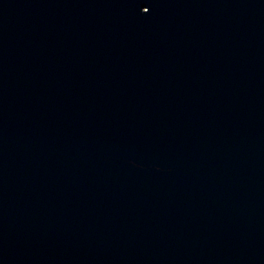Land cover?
<instances>
[{"label":"water","instance_id":"1","mask_svg":"<svg viewBox=\"0 0 264 264\" xmlns=\"http://www.w3.org/2000/svg\"><path fill=\"white\" fill-rule=\"evenodd\" d=\"M0 264H264V0H0Z\"/></svg>","mask_w":264,"mask_h":264}]
</instances>
